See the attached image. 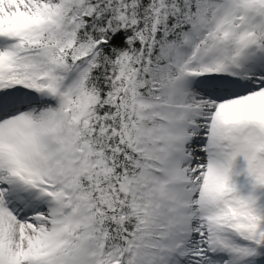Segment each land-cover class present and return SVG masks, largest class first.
Returning a JSON list of instances; mask_svg holds the SVG:
<instances>
[{
	"label": "snow or ice",
	"instance_id": "1",
	"mask_svg": "<svg viewBox=\"0 0 264 264\" xmlns=\"http://www.w3.org/2000/svg\"><path fill=\"white\" fill-rule=\"evenodd\" d=\"M0 264H264V0H0Z\"/></svg>",
	"mask_w": 264,
	"mask_h": 264
}]
</instances>
